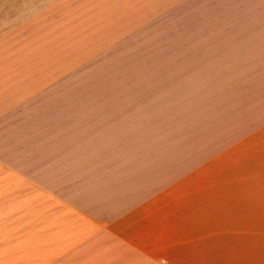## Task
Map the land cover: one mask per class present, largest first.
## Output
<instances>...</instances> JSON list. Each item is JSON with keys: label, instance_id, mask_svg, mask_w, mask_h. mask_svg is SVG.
<instances>
[{"label": "rangeland", "instance_id": "obj_1", "mask_svg": "<svg viewBox=\"0 0 264 264\" xmlns=\"http://www.w3.org/2000/svg\"><path fill=\"white\" fill-rule=\"evenodd\" d=\"M263 124L264 0H0V264L116 257Z\"/></svg>", "mask_w": 264, "mask_h": 264}, {"label": "crops", "instance_id": "obj_2", "mask_svg": "<svg viewBox=\"0 0 264 264\" xmlns=\"http://www.w3.org/2000/svg\"><path fill=\"white\" fill-rule=\"evenodd\" d=\"M261 137L247 140L251 155L214 156L176 186L152 192L125 251L118 247L100 264H264Z\"/></svg>", "mask_w": 264, "mask_h": 264}]
</instances>
